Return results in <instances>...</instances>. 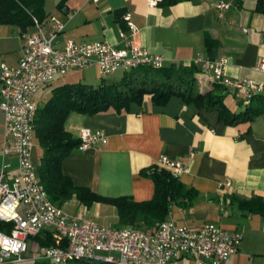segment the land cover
<instances>
[{"label":"crops","instance_id":"obj_1","mask_svg":"<svg viewBox=\"0 0 264 264\" xmlns=\"http://www.w3.org/2000/svg\"><path fill=\"white\" fill-rule=\"evenodd\" d=\"M59 1L44 0L42 19L54 15L64 23L54 45H62L68 39L108 40L116 47H124L121 31L128 34L129 29L122 14L128 11L137 28L134 39L150 52L162 54L164 65L187 63L196 55L211 59L225 56L224 74L260 83L262 89L250 102L264 105V69L257 67L264 58V12L257 9L258 0H223L229 3L223 8L215 6L218 0H177L172 4H160V0H65L58 6ZM49 27L50 22L44 23V30ZM34 30L33 23L25 28L0 24V63H16L25 36ZM206 38L213 40L210 46ZM90 67L95 69L94 79L99 82L109 83L122 77H115L116 71L100 75L95 65L72 69L40 87L34 94L35 101L38 105L45 103L54 85L81 82L84 70ZM75 70L83 72L75 80L64 79ZM107 75L113 77L107 80ZM198 80L201 90L212 86V81L201 71ZM39 90L42 92L37 97ZM229 92L234 101L227 103L225 97ZM229 92L224 96L225 104L232 111H243L248 103H243L242 94L232 89ZM82 127L102 129L107 141L85 150L73 147L62 159L61 170L74 185L103 196L127 195L137 201L148 200L154 193L148 171L155 167L159 155L179 159L189 165V170L177 177L186 187L193 188L195 195L190 203L184 193L177 195L169 203L166 219L187 226L213 222L226 230H237L241 233L237 250L218 264H264V215L248 212L241 204L250 197L264 198V113L226 124L218 118L216 110L184 103L177 95L158 104L145 94L140 102L131 101L120 110L108 108L93 114L70 112L65 128L78 138ZM3 134L4 113L0 108V148ZM41 155L34 127L31 160L37 178ZM2 163L5 178L11 183L17 171V156L2 155L0 149V166ZM225 180L231 182L230 186L218 187L217 182ZM60 207L103 225L129 227L118 223L117 208L109 203L94 202L87 206L73 194ZM154 226L142 229L151 230ZM50 234L53 245L63 243L62 236L45 227L39 235L27 239V249L20 259L0 264H58L43 253L44 247L52 245L47 240ZM214 258L186 253L171 264H212Z\"/></svg>","mask_w":264,"mask_h":264},{"label":"built area","instance_id":"obj_2","mask_svg":"<svg viewBox=\"0 0 264 264\" xmlns=\"http://www.w3.org/2000/svg\"><path fill=\"white\" fill-rule=\"evenodd\" d=\"M214 4L218 8L229 5L223 0ZM122 18L129 33L121 31L126 45L119 48L108 40L76 42L68 39L62 45H54L64 23L54 15L41 21L33 17L35 30L25 36L19 60L14 64L0 63V108L4 113L0 149L2 155L14 153L18 160L11 183L5 178V164L0 166V219L13 221L9 232L0 230V262L20 259L27 249V239L36 236L45 227L66 238L65 246L43 248V253L58 264L83 261L84 258L111 264H171L173 259L186 253L214 256L212 264H218L237 250L241 233L226 230L213 222L187 226L164 219L151 230H145L103 225L92 218L70 214L49 200L36 176L31 153L38 106L34 94L40 87L72 69L90 65H95L100 75L164 65L162 54L150 52L134 39L137 28L130 12H123ZM46 22H50V27L44 30ZM190 62L211 81L219 83L223 91L232 89L240 92L243 103H249L253 95L262 89V85L252 79L226 76L225 56L211 59L196 55ZM257 67L264 69V58ZM79 138L77 147L81 150L107 141L102 129L88 127L80 128ZM156 163L175 176L189 170L187 163L165 154L159 155ZM217 184L223 187L230 186L231 182L225 180Z\"/></svg>","mask_w":264,"mask_h":264},{"label":"trees","instance_id":"obj_3","mask_svg":"<svg viewBox=\"0 0 264 264\" xmlns=\"http://www.w3.org/2000/svg\"><path fill=\"white\" fill-rule=\"evenodd\" d=\"M176 1L158 2L172 4ZM64 3L65 0H60L57 5L61 6ZM257 9L264 12V0H258ZM43 12L44 0H0V24H15L25 28L33 23V17L43 20ZM206 43L210 46L213 40L206 38ZM199 72V68L190 61L172 62L158 68L142 66L131 69L125 71L119 80L109 83L101 81L93 85L85 82H63L54 85L48 100L37 106L34 117L36 136L42 148L37 175L49 200L60 206L75 194L78 200L87 206L94 202L109 203L116 206L118 223L121 226L142 228L166 219L169 203L180 193H184L187 202L190 203L195 195L194 189L186 187L169 169L157 164L148 171L154 183L153 196L151 199L141 201L127 195L103 196L87 187L76 186L62 172L60 165L71 148L77 147L80 142L79 136L73 137L65 128L66 119L73 111L93 114L108 108L120 110L127 107L129 102H140L145 94H149L158 104L166 102L171 95H177L184 103L193 102L199 107L216 110L218 118L226 124H233L237 120L264 113V105H253L252 102L246 104L241 112L230 110L224 102V96L229 90L223 91V87L216 81H212L210 88L201 90ZM241 204L248 212L264 215V198L261 196L250 197ZM12 225V220L0 219V230L9 232ZM62 239L63 243L60 246H65L66 238ZM47 240H50L49 244H55L52 234Z\"/></svg>","mask_w":264,"mask_h":264},{"label":"rangeland","instance_id":"obj_4","mask_svg":"<svg viewBox=\"0 0 264 264\" xmlns=\"http://www.w3.org/2000/svg\"><path fill=\"white\" fill-rule=\"evenodd\" d=\"M137 68H139V67H137ZM81 72H83V71H77V70H75V71H73V72H70L66 77H64V79L65 80H75V79H77L78 77H77V75L79 74V73H81ZM84 73H85V77L83 78H81L80 79V81L81 82H85V83H91V84H93V85H96V84H98L99 83V80H97V79H94V77H95V69L93 68V67H90V68H88V69H86V70H84ZM123 75V71L122 70H117L115 73H114V76L115 77H121ZM113 76H111V75H107V80H110V78H112ZM42 91L41 90H39V92H38V95H36L37 97H40L39 96V94L41 93ZM37 99V98H36ZM225 100H226V102L227 103H229L230 101H234L233 99H232V94H231V92H229V94H227L226 95V97H225ZM137 228H141L142 229V227H140V226H136Z\"/></svg>","mask_w":264,"mask_h":264},{"label":"water","instance_id":"obj_5","mask_svg":"<svg viewBox=\"0 0 264 264\" xmlns=\"http://www.w3.org/2000/svg\"><path fill=\"white\" fill-rule=\"evenodd\" d=\"M83 262L86 264H99L100 261L97 259H92V258H84Z\"/></svg>","mask_w":264,"mask_h":264}]
</instances>
